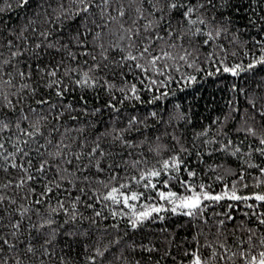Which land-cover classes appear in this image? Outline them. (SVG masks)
<instances>
[{"label":"snow or ice","instance_id":"6c2138e0","mask_svg":"<svg viewBox=\"0 0 264 264\" xmlns=\"http://www.w3.org/2000/svg\"><path fill=\"white\" fill-rule=\"evenodd\" d=\"M32 2L15 0L16 6L21 9L30 7ZM53 3L57 6L52 7ZM145 3L148 7H144ZM217 4L218 0H128L126 8L124 0H67V3L65 0H38L37 7L44 9L43 24L54 25L62 23L64 19L83 17L84 31L75 33L80 47H86L81 42V36L86 38L92 34L93 27L108 28L111 33L109 25L114 24L118 39L105 47L102 42L97 43L102 41L104 33L95 32L92 43L94 48L100 49V61L97 62V57L92 55V66L80 78L68 84H65L64 78L80 69L66 68L64 78H61L59 72L63 61L51 68L37 67L36 71L41 74V79L46 78L43 86L49 92L54 90L55 96L62 101L73 87L83 89L100 85L102 78L92 73L107 70L109 52L118 51L120 60L115 64L122 69L120 74L124 84L119 89L124 100L119 102L142 101L141 93L149 92L153 95L147 103L154 104L170 94L165 91L170 85L196 81V76L184 73V69L201 72L205 71L202 65L206 64L212 69L206 73L209 76L225 73L239 77L258 66H264V41L254 42L258 55L245 53V56H252L250 62L228 61L227 49L220 40L227 38L230 29L225 27L228 21L216 14ZM133 5L137 6L134 14H130ZM11 7L9 3L8 8ZM5 10L0 8V12ZM97 17L100 23H97ZM54 34L55 28L39 32L41 42L34 47L18 48L12 40H8L7 45L0 41V49L6 47L8 50L7 57L0 50V173L3 174V178H0V264H24L26 258L36 255L35 243L41 240V257L48 256L51 260L55 252L49 249H52L59 235L91 239L93 229L108 232L107 228L100 229L98 225L109 217L113 220L111 228L118 233L122 219H126L128 226L135 230L149 220L163 221L165 217L162 214L168 212L201 219L202 224L209 227L208 234L201 230L192 237L194 246L184 251L180 264H264V167L248 165L259 172L254 191L240 194L249 188L245 183L244 171L236 173L239 178L231 184L223 176H216L215 179L223 186L215 191L210 184L196 183L197 172L186 167L182 158V154L189 151L183 145L178 152L172 148V155L157 160L151 166L147 159L138 158L142 154L135 150L146 141L137 143L129 135L133 131L139 134L136 126L142 122L136 116L130 117L124 128L113 126L110 131L106 129L94 139L85 137L86 128L83 126L68 128L65 125L63 131L59 125L53 126L52 120L60 121L65 112L73 111L72 105H59L64 111L57 112L50 120L48 114L56 111L58 105L44 97L35 100L37 107L28 102L37 95L38 89L29 82L32 79L31 65L27 72L19 65L20 57L29 49L33 56L39 58L42 48H55L57 51L67 48V45L54 39ZM235 42L236 38L233 37L231 43ZM204 50L208 51L202 60ZM83 55L91 54L84 52ZM69 56L76 59L71 52ZM124 68L128 71L124 72ZM177 73L181 74L177 76ZM128 76L132 80H128ZM103 85L109 90L115 87L107 79L103 80ZM108 107L119 112L113 103H109ZM99 111L96 109V112ZM258 115L264 124V111ZM150 116L155 118L157 113L151 112ZM70 119L76 121L77 117L71 116ZM246 131L256 136L254 128L247 127ZM73 132L77 135L73 136ZM159 139L157 137V141ZM105 140H108L107 144ZM174 140L179 143L178 138L174 137ZM232 143L228 140L219 150L227 152ZM258 144L254 151L264 155V138H260ZM124 150H128L127 159L124 158ZM150 151L159 154L169 149L157 145ZM240 152L241 148L237 146L230 154L237 156ZM116 156L121 157L119 162L115 161ZM108 160L112 162L105 164ZM182 168L187 180L180 176ZM12 170H15L16 176H12ZM173 181L179 184L181 191L172 190L170 185ZM36 182L41 185L38 195L33 186ZM13 189L24 191L25 195L19 198L24 202L17 204L16 192L9 195ZM74 191L79 194L73 196ZM62 192L67 195L62 197ZM150 192L156 195L151 196L148 194ZM222 202H228L229 210L243 204L247 210L241 215L246 219L235 222L236 217L229 212L213 213L215 224L209 225L206 217L208 208L219 206ZM45 204L47 207L41 211L40 206ZM81 205L90 210L91 215H84L80 211ZM33 215L38 218L35 223L32 222ZM60 215L65 217L63 223H58L56 219ZM84 222H88L89 228L80 232L79 226ZM230 224L231 229L228 227ZM66 228L68 230L65 232ZM25 232L28 234L26 237ZM104 238L101 235L93 244L91 254L86 256L87 264H105L111 248H119L124 239L117 234L114 240L104 244ZM21 245L23 250L19 251ZM140 247L149 253L156 251L154 247ZM169 256L171 253L166 252L165 258ZM119 258H122V254ZM172 259L175 264V257ZM41 264H45L43 259ZM60 264H66L63 257Z\"/></svg>","mask_w":264,"mask_h":264},{"label":"trees","instance_id":"16d2710c","mask_svg":"<svg viewBox=\"0 0 264 264\" xmlns=\"http://www.w3.org/2000/svg\"><path fill=\"white\" fill-rule=\"evenodd\" d=\"M37 2L38 0H33L30 7L21 9L16 6L15 0H0V8L6 9L0 12V41L7 45V41L12 40L18 48L28 47L29 45L34 47L36 43L41 42L39 32L55 28L54 39L60 41L63 45H67V48H62L60 51L55 48H42L39 50V58L32 55L31 49L20 57L19 66L21 69L27 72L29 70L28 66L31 65L32 79L29 82L38 89L37 95L28 101L33 107H37L35 104L36 99L41 97L50 99L52 103L58 105L57 110L53 113L48 114L45 112L52 120L57 112L64 111L59 105L69 103L72 105L73 111L65 112L60 121L52 120L53 126L59 125L61 131L64 130L65 125L68 128L83 126L86 128L85 137L94 139L96 135L106 129L110 131L113 126L120 129L124 128L128 119L136 116L142 122L136 126L139 128V134L133 131L129 135L137 143L141 140L146 141L135 151L142 154L138 158L147 159L150 162L149 166L159 159H165L172 155V148H175L178 152L181 145H183L189 151L182 154V158L186 167L197 172L196 183L210 184L215 191H219L223 185L215 179L216 176H223L224 180L231 184L233 180L239 178L236 173L244 171L246 173L245 183L249 185V188L241 191L240 194L244 195L256 190V177L259 172L257 168H250L248 165L255 164L264 167V155L254 151L256 147H259V139L264 138V124H262L258 115L259 112L264 111V66H258L252 72L243 73L239 77H233L225 73L209 76L206 73L212 69L206 64L202 65L205 71L201 72L184 69V73H191L196 76L194 83L170 85L168 89H165L170 94L154 104L147 103L153 95L149 92L141 93L142 101L125 100L121 104L119 101L124 100L123 94L119 91L124 86L120 74L122 69L115 64L120 60V53L110 51L109 68L92 73L93 76L102 78L100 85L95 88L83 89L73 87L61 101L55 96L54 90L49 92L43 86L46 83V78L41 79V74L36 71L37 67L48 66L51 68L63 61V66L59 72L61 78H64L63 73L66 68L80 69L79 72H71L68 78H64L65 84L80 78L82 73L92 66V55L97 57V62L100 61V49L98 47L94 48L92 43L95 32L102 31L104 33L102 41L97 43L102 42L105 47H108L110 43H114L118 39L116 25H109L112 29L111 33H109L108 28L97 29L93 27L92 34L87 35L86 38L81 36V42L86 44V47H80L76 42L75 33L84 31L82 27L83 17L64 19L62 23L54 25L43 24L42 13L44 9L37 7ZM9 3L12 4L11 8H8ZM65 3H67V0H65ZM124 4L127 8L128 0H124ZM221 4L224 6L221 7ZM56 6L55 3L52 4V7ZM136 6H132V9L129 10L130 14H134ZM144 7H148L147 3L144 4ZM37 13H41V15L38 16ZM216 14L228 21L225 27L229 28L230 31L227 38L222 37L220 40L227 49L228 61L250 62L252 56H245V53L258 55V49L254 42L264 41V19H262L264 18V0H218ZM30 21H35V23H30ZM97 23H100L98 17ZM17 37L21 38L18 39ZM233 37L236 38L235 43H231ZM0 50L7 57V48ZM12 50H15V48ZM208 50L202 52V60L207 55ZM69 52L75 54L76 59H72ZM84 52L91 55L85 56L83 55ZM232 53H235V55H232ZM85 61H87V64H85ZM123 71L127 72L128 69L124 68ZM180 74L177 73V76ZM104 79H107L115 87L109 90L103 85ZM128 80H132V77L128 76ZM109 103L115 104L119 112L116 113L108 107ZM46 108L47 106H45ZM96 109L100 111L96 112ZM93 112H95V115H92ZM151 112H156L157 116L155 118L151 117ZM71 116H76L77 120H71ZM247 127L256 130L255 137L247 133ZM72 135L75 136L77 133L73 132ZM157 137L160 138L158 141ZM174 137L179 139V143H176ZM228 140L233 142L232 146L229 147L227 152L220 151L221 145L227 143ZM206 141H215V143H206ZM104 143L107 144L108 140H105ZM157 145L166 146L169 151H161L159 154L150 151V149L156 148ZM237 146L241 148V152L237 156H232L230 153ZM124 151V158L127 159L126 153L128 150ZM197 153H199V156ZM114 159L119 162L121 157L116 156ZM110 162L112 161H105V164ZM16 175L15 170H12V176ZM180 176L185 180L188 179L183 168ZM0 178H3L2 173H0ZM162 179L164 178L162 177ZM33 186L36 187L38 195L41 191L40 182H36ZM83 186L79 185V187ZM170 186L173 191H181L176 181H173ZM13 192H16L18 197L17 204L24 202L19 199L25 195L24 191L13 189L9 191V195L11 196ZM78 194V192H73V196ZM148 194L151 196L156 195L155 192ZM64 195H67V193L62 192L61 196ZM25 203L27 204V202ZM227 204L228 202H222L219 206L208 208L206 217L209 219V225L215 224V220L212 218L213 213L229 212L236 217L235 222L246 219L241 215L242 212L247 210L243 204L231 210L227 208ZM46 207L47 204L42 205L40 210L43 211ZM80 211L86 216L91 215V211L84 209L82 205ZM162 215L165 217L163 221L159 219L149 220L135 230L128 226L126 219H122L118 233L111 228L113 220L109 217L108 220L101 221L98 225L100 229L107 228L108 232L102 233L93 229L91 239L61 234L57 237L52 249H49V251L54 250L55 252L51 260L48 256L41 257L39 247L42 240L38 241L35 243L36 255L26 258L24 264H41V259L45 264H60L61 257H63L66 264H87L86 256L91 254L92 246L97 238L104 235L103 243L108 244L110 240L116 238L117 234L123 236L124 239L119 248L115 246L111 248L105 264H137V262L139 264H174L172 257H175V264H180L184 251L194 246L192 237L201 230L208 234L209 227L203 225L201 219L172 215L170 212ZM219 218L222 217H217V219ZM37 219L35 215L32 216V222L35 223ZM56 219L58 223H63L65 217L60 215ZM5 222H7V216ZM25 227H27V221ZM228 227L231 229L232 225L230 224ZM88 228V222H84L79 226L80 232ZM67 230L66 228L65 232ZM212 232H215L214 228ZM27 235V232H25L24 236ZM209 238L213 237L209 236ZM229 243H231V240H229ZM85 245L88 247L86 248ZM129 245H134V247ZM141 245L154 247L156 251L149 253L142 249ZM22 250L23 245H21L19 251ZM166 252H170L171 256L165 258ZM121 254L122 258L117 259ZM205 255H207V250H205Z\"/></svg>","mask_w":264,"mask_h":264}]
</instances>
